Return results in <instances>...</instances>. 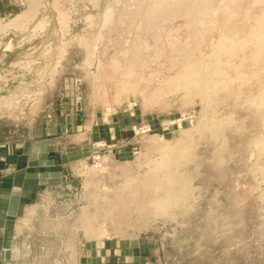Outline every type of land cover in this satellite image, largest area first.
I'll return each instance as SVG.
<instances>
[{
    "label": "rangeland",
    "instance_id": "obj_1",
    "mask_svg": "<svg viewBox=\"0 0 264 264\" xmlns=\"http://www.w3.org/2000/svg\"><path fill=\"white\" fill-rule=\"evenodd\" d=\"M27 140L57 176L33 264H264V0H0V143Z\"/></svg>",
    "mask_w": 264,
    "mask_h": 264
},
{
    "label": "crops",
    "instance_id": "obj_2",
    "mask_svg": "<svg viewBox=\"0 0 264 264\" xmlns=\"http://www.w3.org/2000/svg\"><path fill=\"white\" fill-rule=\"evenodd\" d=\"M45 141L0 143V264H33L29 240L32 223L39 221L42 201L52 193L56 174L44 150ZM86 264H143L142 253L131 251L130 259L108 250H92ZM125 262V263H122ZM79 264H85L80 261Z\"/></svg>",
    "mask_w": 264,
    "mask_h": 264
},
{
    "label": "bare ground",
    "instance_id": "obj_3",
    "mask_svg": "<svg viewBox=\"0 0 264 264\" xmlns=\"http://www.w3.org/2000/svg\"><path fill=\"white\" fill-rule=\"evenodd\" d=\"M157 203V202H156Z\"/></svg>",
    "mask_w": 264,
    "mask_h": 264
}]
</instances>
